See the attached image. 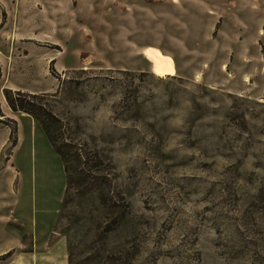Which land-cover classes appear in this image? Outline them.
<instances>
[{
	"label": "rangeland",
	"instance_id": "1",
	"mask_svg": "<svg viewBox=\"0 0 264 264\" xmlns=\"http://www.w3.org/2000/svg\"><path fill=\"white\" fill-rule=\"evenodd\" d=\"M1 2L0 264H264V0ZM3 89L99 152L67 194Z\"/></svg>",
	"mask_w": 264,
	"mask_h": 264
},
{
	"label": "trees",
	"instance_id": "2",
	"mask_svg": "<svg viewBox=\"0 0 264 264\" xmlns=\"http://www.w3.org/2000/svg\"><path fill=\"white\" fill-rule=\"evenodd\" d=\"M47 96L45 93L34 94L20 90L12 91L11 89H3V97L8 107L13 112H21L31 116L41 127L50 146L59 156L65 174L66 186L64 190L67 194L73 182L80 180L83 173L81 167H89V162L94 160L95 163L99 162L101 156L99 152L90 151L72 138L70 125L64 123L53 111L47 102ZM0 117H4L1 109ZM0 122L6 123L7 120L0 119ZM12 123L13 126L10 127L9 141L12 146H15L17 142V125L15 121H12ZM78 165L80 166V170ZM105 264H133V262L131 259H125V261L119 263L109 259Z\"/></svg>",
	"mask_w": 264,
	"mask_h": 264
},
{
	"label": "bare ground",
	"instance_id": "3",
	"mask_svg": "<svg viewBox=\"0 0 264 264\" xmlns=\"http://www.w3.org/2000/svg\"><path fill=\"white\" fill-rule=\"evenodd\" d=\"M143 55L149 62L152 63V72L157 77L163 78L165 76H172L175 74L176 68L174 60L158 49H145L143 51Z\"/></svg>",
	"mask_w": 264,
	"mask_h": 264
},
{
	"label": "crops",
	"instance_id": "4",
	"mask_svg": "<svg viewBox=\"0 0 264 264\" xmlns=\"http://www.w3.org/2000/svg\"><path fill=\"white\" fill-rule=\"evenodd\" d=\"M3 3L1 2V0H0V8L2 9V7H3V5H2ZM7 43H8V46H10L9 44L10 43H12V40H11V42H10V37L8 36V41H7ZM1 53V52H0Z\"/></svg>",
	"mask_w": 264,
	"mask_h": 264
}]
</instances>
